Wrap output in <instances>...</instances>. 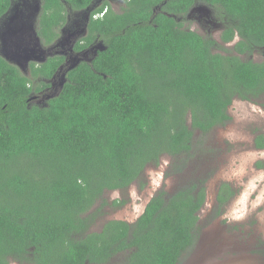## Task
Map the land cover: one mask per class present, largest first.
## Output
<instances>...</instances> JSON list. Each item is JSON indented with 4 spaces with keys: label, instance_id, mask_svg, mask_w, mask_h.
<instances>
[{
    "label": "trees",
    "instance_id": "trees-1",
    "mask_svg": "<svg viewBox=\"0 0 264 264\" xmlns=\"http://www.w3.org/2000/svg\"><path fill=\"white\" fill-rule=\"evenodd\" d=\"M13 1L0 0V18ZM41 2L38 32L50 44L70 9L94 0ZM123 2L92 11L108 7L76 49L99 37L105 47L74 68L59 72L66 59L55 54L28 76L0 54V264H181L200 239L205 155L220 152L211 133L231 121L235 99L264 98V0ZM203 4L222 22L220 39L185 24ZM65 71L57 93L39 94ZM165 155L166 175L187 181L159 190L134 221H100L105 206L127 202L106 193ZM236 193L220 185L217 216Z\"/></svg>",
    "mask_w": 264,
    "mask_h": 264
},
{
    "label": "rangeland",
    "instance_id": "rangeland-1",
    "mask_svg": "<svg viewBox=\"0 0 264 264\" xmlns=\"http://www.w3.org/2000/svg\"><path fill=\"white\" fill-rule=\"evenodd\" d=\"M101 1L103 0H100V3ZM112 1L116 10L120 12L124 5L123 0ZM31 4L32 6L28 3V6L30 9L34 6V15L31 16L33 25V19L40 18L41 2L31 0ZM17 13L20 15L18 10H15V15ZM185 24L204 36L220 39L222 22L214 16L213 9L204 4L198 5L191 12ZM31 33L35 36L33 31ZM238 39L237 37L236 41ZM229 45L227 46L231 47ZM48 50H52L51 47ZM7 51L10 52L8 47ZM255 57L259 60L263 56L258 53ZM60 85L57 83V89ZM263 104L264 98L261 102L235 99L229 107L231 121L212 131L210 141L213 147H216V144L219 146L220 152L215 150L210 157L205 155L206 165L202 172L208 175L206 179L208 193L206 204L198 212L201 235L193 251L187 254L181 264H264V149L255 147L256 136L264 133ZM171 160L170 155H165L158 165H149L142 177L126 190L108 191L107 201L125 198L127 202L120 208L105 206L100 221L103 223L109 219L134 221L159 190L165 189L171 193L177 185L185 183L187 177L184 175H166ZM191 163L197 164L198 161ZM185 175L190 176L189 173ZM224 181L229 182L237 193L230 198L224 205L222 213L217 216L216 199L220 185Z\"/></svg>",
    "mask_w": 264,
    "mask_h": 264
},
{
    "label": "flooded vegetation",
    "instance_id": "flooded-vegetation-1",
    "mask_svg": "<svg viewBox=\"0 0 264 264\" xmlns=\"http://www.w3.org/2000/svg\"><path fill=\"white\" fill-rule=\"evenodd\" d=\"M39 1L41 2V0ZM106 1L111 3L113 9H116L112 0H103L101 3L100 0H94L92 6L84 10L70 9L66 22L58 29V32H60L59 35L50 44H45L38 32L40 29V18L33 19V25L31 22V16L34 15L33 8L30 9L28 6V3L32 6L31 0H14L12 3L13 6L9 12L4 18H0V54L8 47L10 52L7 51V54L14 59V62H10L17 65L22 71L26 70L25 72L23 71V73L28 76L32 74L31 66L33 64L39 66L55 54H60L66 59V61L60 65L59 72L63 71L65 66L70 67L74 64L76 60L73 58L76 56L81 57L80 61H90L95 55L96 50L105 47L104 41L99 39V34L95 33L99 38L90 42L88 47L82 48L81 50H77L76 47L82 42H85V39L89 37L92 19L98 20L105 16H101L102 12L105 11H97L94 14H92V11L100 7ZM106 8L108 11V7ZM15 10H18L20 15H18V13L15 15ZM18 17L20 20H17ZM17 26H20V29L17 28L14 29V31H18L7 32L8 27L13 29ZM31 31L34 32L35 36L32 35ZM8 34L11 36L6 39ZM49 47H51L52 50H48ZM42 49L46 50L43 51ZM80 61H78V63ZM59 72H57L52 79H46V81L50 83V86L39 94H43L45 91H57L60 88L61 78L63 77L58 78ZM65 73L66 71L63 73V76ZM56 79L58 80L56 81ZM57 83L60 85L58 89ZM39 102H45V99H40ZM205 254L204 252L203 256H205Z\"/></svg>",
    "mask_w": 264,
    "mask_h": 264
},
{
    "label": "water",
    "instance_id": "water-1",
    "mask_svg": "<svg viewBox=\"0 0 264 264\" xmlns=\"http://www.w3.org/2000/svg\"><path fill=\"white\" fill-rule=\"evenodd\" d=\"M26 1V0H25ZM34 2L36 1V0H33ZM33 8H34V6H33ZM20 29V26H17L16 28H10V27H8V29H7V32H12V31H14V29ZM16 31H18V30H15L14 32H16ZM11 35H7V38L6 39H8L9 37H10ZM3 41V40H2ZM15 46L17 47V45L15 44ZM4 47H6V46H4ZM43 51L45 50V49H42ZM1 54H6V55H3L7 60H9V61H11V62H14V59L13 58H11V57H9L8 56V54H7V52H6V50H3L2 51V53ZM73 59H75L76 60V62L74 63V64H72L69 68H74L77 64H78V61H80V59H79V57L78 56H76L75 58H73ZM64 77H65V74H64V76H63V78H62V81H61V85L63 86L64 85Z\"/></svg>",
    "mask_w": 264,
    "mask_h": 264
},
{
    "label": "clouds",
    "instance_id": "clouds-1",
    "mask_svg": "<svg viewBox=\"0 0 264 264\" xmlns=\"http://www.w3.org/2000/svg\"><path fill=\"white\" fill-rule=\"evenodd\" d=\"M103 11H105V12H102V15L101 16H103V15H105L106 14V12H107V8H105V10H103ZM9 12V11H8ZM79 57V59H81V57L80 56H78Z\"/></svg>",
    "mask_w": 264,
    "mask_h": 264
}]
</instances>
